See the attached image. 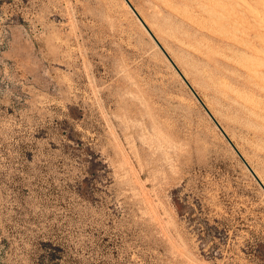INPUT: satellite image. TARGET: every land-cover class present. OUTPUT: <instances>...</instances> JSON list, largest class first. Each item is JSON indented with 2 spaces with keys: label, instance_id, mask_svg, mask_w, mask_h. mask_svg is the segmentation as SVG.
Instances as JSON below:
<instances>
[{
  "label": "rangeland",
  "instance_id": "rangeland-1",
  "mask_svg": "<svg viewBox=\"0 0 264 264\" xmlns=\"http://www.w3.org/2000/svg\"><path fill=\"white\" fill-rule=\"evenodd\" d=\"M129 1L264 184L198 50L264 104L231 82L253 63L207 16L196 50L191 16ZM143 27L124 0H0V264H264V191Z\"/></svg>",
  "mask_w": 264,
  "mask_h": 264
},
{
  "label": "bare ground",
  "instance_id": "bare-ground-1",
  "mask_svg": "<svg viewBox=\"0 0 264 264\" xmlns=\"http://www.w3.org/2000/svg\"><path fill=\"white\" fill-rule=\"evenodd\" d=\"M174 3H179L180 5L184 6V10H182L180 7H174L169 3V0H164V4L166 6L171 7V10L175 12L178 15H182V18L184 17L183 14L185 13L189 17V22L194 26H190L189 30H186L185 32H182L183 35L186 38V43L189 44L190 47L195 48L200 44L198 37L207 35L204 31L209 32V25L206 23H198L194 17L199 16H207L208 20L213 24H220L223 27V31L220 33H217L215 36V39L212 41H215V43L219 44L220 46H223L224 48H227L228 50H235L237 53H240L242 55V59H244V62L248 63L251 62L254 65L253 70H248L247 64L243 67L246 68L248 73H240L238 76H234L231 78V82L237 85H241L246 89L247 91H251L254 94H256L259 97L264 98V0H173ZM154 2V1H153ZM253 2L256 3V6H253ZM155 3V2H154ZM157 3V2H156ZM175 4V5H176ZM178 4V6H179ZM163 7V6H161ZM164 8V7H163ZM157 9V8H155ZM154 9V10H155ZM158 10V9H157ZM169 10V8L167 9ZM129 11V10H128ZM170 11V10H169ZM170 11V12H172ZM166 13V12H165ZM172 14V13H171ZM141 16V15H140ZM171 16V15H170ZM179 17V16H178ZM144 18V17H143ZM181 18V16H180ZM203 18V17H202ZM173 19V16H172ZM171 19V20H172ZM177 19V18H176ZM187 19V18H186ZM204 19V18H203ZM165 20V19H164ZM166 21V20H165ZM164 21V22H165ZM167 21H170V17ZM179 21V20H177ZM177 21L175 23H177ZM200 21V20H199ZM204 21V20H203ZM140 22V21H139ZM144 22L147 24V22L144 20ZM180 22V21H179ZM185 22V21H184ZM187 20V23H189ZM201 22V21H200ZM154 23V22H153ZM172 23V22H171ZM170 23V24H171ZM189 23V25H190ZM168 24V22H167ZM181 24V23H180ZM166 25V24H165ZM169 25V24H168ZM167 25V27H168ZM175 25V24H174ZM158 26V25H157ZM160 26V25H159ZM171 26V25H170ZM169 26V27H170ZM183 26V25H182ZM214 26V25H213ZM161 27V26H160ZM175 27V26H174ZM185 27V25L183 26ZM142 28V27H141ZM144 28V27H143ZM212 28V27H211ZM215 28V27H214ZM241 28V29H240ZM164 29V28H162ZM172 29V26H171ZM179 29V28H178ZM183 29V28H182ZM218 29V27H217ZM167 30V29H166ZM214 30V29H213ZM216 30V29H215ZM211 31V30H210ZM153 32V31H152ZM156 32V31H155ZM181 32V31H180ZM212 32V31H211ZM210 32V33H211ZM215 32V31H213ZM154 33V32H153ZM164 33V31H163ZM156 34V33H155ZM154 34V35H155ZM212 34V33H211ZM165 35V34H163ZM177 35V34H176ZM215 35V34H212ZM202 38V37H201ZM200 38V39H201ZM183 39V38H182ZM206 39V38H205ZM204 39V40H205ZM209 39V38H207ZM206 39V40H207ZM198 40V41H197ZM183 41V40H181ZM210 41V40H209ZM184 42V41H183ZM211 42V41H210ZM185 43V42H184ZM208 43V40H207ZM163 44V43H162ZM166 45V44H164ZM184 45V44H183ZM210 45H213L212 43ZM215 45V44H214ZM172 46V45H171ZM174 47V46H173ZM180 47V46H179ZM182 47V46H181ZM167 48V47H166ZM170 48V47H169ZM183 48V47H182ZM185 48V47H184ZM186 48H189L188 46ZM220 47L218 46V49ZM221 48V49H224ZM220 49V51H222ZM188 50V49H187ZM191 50V49H190ZM217 50V49H215ZM214 50V51H215ZM226 50V49H225ZM224 50V51H225ZM182 51V50H181ZM192 51V50H191ZM180 52V51H179ZM194 52V51H193ZM196 52V51H195ZM194 52V53H195ZM198 52L201 54L200 56L205 57L207 63L209 66L213 67L214 73L218 80L216 84L224 89L220 90L223 96L233 103L237 108L238 111L241 113V117L245 119L246 123L252 125L255 129V134L258 136V138L264 141V104L261 102H256L255 99H245L240 95V91L235 92V96H231L227 93V88L229 87L230 82L228 83L223 81L221 78H226L228 75L227 71L224 69H221L219 66L221 63L217 61L215 58H212L211 55L206 54L204 52H201L198 50ZM222 53V52H221ZM227 54V52H223ZM177 54V53H176ZM181 54V53H180ZM185 54V53H184ZM197 54V53H196ZM223 54V55H225ZM231 54V53H230ZM181 57H185V55H179ZM227 56V55H226ZM239 56V55H238ZM187 57V56H186ZM185 57V58H186ZM189 57V56H188ZM233 57H235L233 55ZM232 58V57H231ZM188 59V58H187ZM186 59V60H187ZM221 59V58H220ZM229 59V58H228ZM174 60V59H173ZM181 60V59H180ZM250 60V61H249ZM189 61V60H188ZM191 61V59H190ZM224 61V59H223ZM195 62V61H194ZM227 62V61H225ZM176 63V62H175ZM184 63V62H183ZM192 63V61H191ZM178 64V63H177ZM199 64V63H198ZM194 65V64H193ZM197 66V65H196ZM181 69V65L179 66ZM201 68L203 66L200 65ZM205 71V68H203ZM207 69V67H206ZM186 70H188L186 68ZM243 70V69H242ZM184 71V70H181ZM208 71V70H207ZM206 71V72H207ZM230 72V71H229ZM235 72V71H234ZM186 73V72H185ZM193 73V71H192ZM209 73V72H208ZM238 74V72H236ZM235 73V74H236ZM184 77L185 74L183 73ZM189 75V74H188ZM195 75V74H194ZM212 75V76H213ZM197 76V75H196ZM209 76V75H208ZM188 77V76H187ZM190 77V75H189ZM198 77V76H197ZM199 78V77H198ZM192 80V78L190 77ZM189 79V80H190ZM202 79V78H201ZM215 79V77H214ZM262 82L263 84H259L257 82ZM199 83V82H198ZM203 83V82H202ZM231 83V85H232ZM200 85V84H199ZM202 85V84H201ZM210 85V84H209ZM204 86V85H202ZM207 86V84H206ZM205 86V87H206ZM209 88V86H208ZM211 89V88H209ZM215 89V88H214ZM243 89V90H244ZM212 90V89H211ZM216 90V89H215ZM196 91V90H195ZM218 91V90H217ZM244 92V91H243ZM219 93V92H218ZM250 93V92H249ZM248 93V94H249ZM250 95V94H249ZM252 96V95H251ZM254 96V95H253ZM217 97V96H215ZM223 97V98H224ZM201 98V97H200ZM221 98V97H220ZM222 98V99H223ZM242 101H239V99ZM253 98V97H252ZM220 100V99H218ZM226 100V101H227ZM261 100V99H260ZM216 101V100H215ZM221 104L223 100H220ZM264 101V100H263ZM206 103V102H205ZM220 103V102H219ZM207 105V104H205ZM209 105V104H208ZM226 105V104H225ZM233 105V107H234ZM230 106V105H229ZM232 107V106H231ZM211 108V107H210ZM230 108V107H229ZM214 109V108H212ZM220 111V110H219ZM223 111V110H222ZM234 111V109H233ZM213 112V111H212ZM218 112V111H216ZM231 112V111H230ZM238 112V113H239ZM237 113V112H236ZM213 114V113H212ZM224 114V113H223ZM234 114V112H232ZM226 115V112H225ZM217 120V119H216ZM220 122V121H219ZM222 126V125H221ZM223 127V126H222ZM224 128V127H223ZM246 129V128H243ZM248 130V129H247ZM246 130V131H247ZM245 131V132H246ZM251 131V130H250ZM249 132V130L247 131ZM249 136V135H248ZM252 136V135H251ZM254 137V136H253ZM252 137V138H253ZM230 138V137H229ZM249 138H251L249 136ZM251 138V139H252ZM257 138V137H256ZM233 139V138H231ZM253 140V139H252ZM259 141V142H260ZM254 142V140H253ZM257 143V142H255ZM262 144V143H261ZM260 144V145H261ZM259 146V145H258ZM237 147V146H236ZM238 149V148H237ZM240 151V150H239ZM244 157V156H243ZM248 159V158H247ZM246 160V159H245ZM249 161V160H248ZM247 161V162H248ZM256 171V170H255ZM257 174V173H256ZM258 176V175H257ZM259 177V176H258ZM260 179V177H259Z\"/></svg>",
  "mask_w": 264,
  "mask_h": 264
},
{
  "label": "water",
  "instance_id": "water-1",
  "mask_svg": "<svg viewBox=\"0 0 264 264\" xmlns=\"http://www.w3.org/2000/svg\"><path fill=\"white\" fill-rule=\"evenodd\" d=\"M124 1L129 6V8L132 10V12L135 14V16L138 18V20L141 22V24L144 26V28L147 30V32L150 34V36L153 38V40L155 41V43L157 44V46L160 48V50L163 52V54L166 56V58L169 60V62L171 63V65L175 68V70L181 76V78L183 79V81L185 82V84L187 85V87L190 89V91L192 92V94L195 96V98L198 100V102L204 108V110L209 115V117L211 118V120L214 122V124L217 126V128L220 130V132L226 138V140L228 141V143L231 145V147L233 148V150L236 152V154L238 155V157L241 159V161L245 165V167L248 169V171L251 173V175L253 176V178L256 180V182L259 184V186L261 187V189L264 191V184H263V182L259 179V177L256 175V173L254 172V170L251 168V166L245 160V158L243 157V155L239 152V150L233 144V142L231 141V139L229 138V136L226 134V132L224 131V129L219 124V122L215 119V117L209 111V109L207 108V106L205 105V103L202 101V99L199 97V95L197 94V92L194 90V88L191 86V84L184 77V75L182 74V72L176 66V64L174 63V61L171 59V57L169 56V54L167 53V51L164 49V47L161 45V43L158 41V39L152 33V31L150 30V28L146 25V23L144 22V20L142 19V17L139 15V13L136 11V9L134 8V6L131 4V2L129 0H124Z\"/></svg>",
  "mask_w": 264,
  "mask_h": 264
}]
</instances>
